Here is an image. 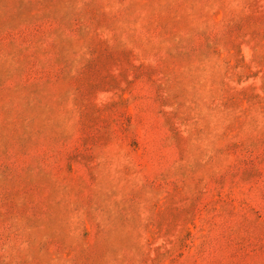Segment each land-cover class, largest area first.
<instances>
[{"label":"rangeland","instance_id":"obj_1","mask_svg":"<svg viewBox=\"0 0 264 264\" xmlns=\"http://www.w3.org/2000/svg\"><path fill=\"white\" fill-rule=\"evenodd\" d=\"M0 264H264V0H0Z\"/></svg>","mask_w":264,"mask_h":264}]
</instances>
